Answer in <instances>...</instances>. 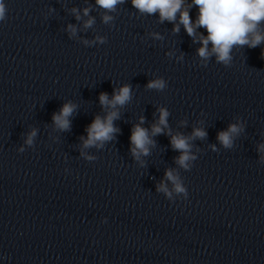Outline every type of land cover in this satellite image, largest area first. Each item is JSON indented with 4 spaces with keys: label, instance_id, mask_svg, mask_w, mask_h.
Masks as SVG:
<instances>
[{
    "label": "clouds",
    "instance_id": "obj_1",
    "mask_svg": "<svg viewBox=\"0 0 264 264\" xmlns=\"http://www.w3.org/2000/svg\"><path fill=\"white\" fill-rule=\"evenodd\" d=\"M129 0H95L94 5L84 0L85 6L69 9L78 24L69 23L64 29L70 39H80L86 47L107 43L104 35H95L91 40L83 39L78 33L83 30L92 29L96 24V17L93 11H98L101 22L108 26H114L119 6L128 3ZM132 7L141 16H155L158 14L157 23L165 22L173 25V34H179L181 26L192 39L194 44L200 46L196 49L198 63L207 67L214 58L215 62L226 68L233 65V52L237 48L255 49L264 45V0H130ZM195 7L198 9L195 20L190 12ZM56 10L48 8V13ZM8 19V8L5 0H0V24ZM203 28L207 35L200 32ZM148 35L154 40H162L159 32H150ZM166 55L171 59L175 57L177 62H183L185 54L175 55L174 51H168ZM261 58L264 59V47L261 48ZM168 87V82L160 76H156L145 85L146 90L163 92ZM99 104L103 115L94 116L90 124L85 128L86 136L79 137L80 156L89 162L97 160L96 155L89 154L86 150L96 148L102 150L106 144L116 140L121 129L116 126L115 121L121 118V110L124 109L133 99V87L130 83H123L114 87L111 96L107 92L99 93ZM79 105L67 100L59 109L52 114V128L56 132H68L71 130V117L77 112ZM170 111L165 106H157L153 114L154 120L149 127H145L146 117L140 115L131 128L129 137V152L132 159L140 168L147 166L144 157L151 155L156 148L155 137L165 135L169 138L171 149L178 153L173 158L176 167H168L164 171L163 178L156 183L155 191L175 204L177 200H188L189 191L181 176V170L191 171L194 162L198 159V153L202 150L195 146L194 141L206 140L208 132L203 126L204 121H198L201 126L193 125L190 134L179 130H173L169 124ZM188 126V120L181 119L178 122L179 128ZM245 131V122L236 117L235 122L229 123L226 129L217 133L216 139L225 150L233 149L235 141ZM38 129L32 127L24 134L23 145L17 148L19 153L26 151V148L35 147V138ZM262 139L256 145L258 163L264 165V131L260 133ZM54 139L58 140V137ZM213 152H219L215 144L209 145ZM67 172L68 169H65ZM101 223H107V217L101 219Z\"/></svg>",
    "mask_w": 264,
    "mask_h": 264
}]
</instances>
